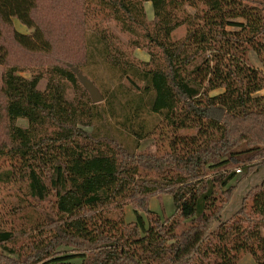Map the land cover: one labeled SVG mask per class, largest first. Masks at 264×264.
Segmentation results:
<instances>
[{"label": "trees", "instance_id": "obj_1", "mask_svg": "<svg viewBox=\"0 0 264 264\" xmlns=\"http://www.w3.org/2000/svg\"><path fill=\"white\" fill-rule=\"evenodd\" d=\"M71 1L84 60L50 67L40 90L43 74L9 63L12 48H54L39 0H0V187L18 191L13 220H0V264H238L246 253L264 264V181L223 219L264 166V0ZM150 115L171 132L158 155L131 149L158 127ZM158 194L173 198L167 219L150 207ZM123 203L134 221L108 215ZM32 231L45 235L21 252Z\"/></svg>", "mask_w": 264, "mask_h": 264}, {"label": "rangeland", "instance_id": "obj_2", "mask_svg": "<svg viewBox=\"0 0 264 264\" xmlns=\"http://www.w3.org/2000/svg\"><path fill=\"white\" fill-rule=\"evenodd\" d=\"M59 0H39L38 18L43 22L44 26L48 29L52 40L54 41V48L48 55H43L39 52H28L21 48H12L11 57L9 63L19 68L20 74L26 77H30L35 73L43 74V77L38 85L40 90H44L47 86L49 74L47 70L54 65H65L66 62H71L74 65L82 64L84 60V30L77 24V15L81 11L79 3H74L71 0H63L62 4L58 3ZM146 10L149 17H152V5L150 2L146 3ZM95 21L89 23L92 25ZM15 27L24 33H29L30 30L22 25L17 19H14ZM112 30L122 40L127 41V37L120 33L116 27L112 25ZM185 28L182 27L175 32V37H180L184 34ZM125 45V44H124ZM126 48V47H125ZM133 54L140 60H149V55L142 49L137 48L133 51ZM78 63V64H76ZM1 70L4 69L0 68ZM67 96L73 98L79 95L73 88L68 86ZM104 102V101H103ZM149 124L155 123L158 126L156 129H151L147 137L138 143L137 147L131 146V149L137 153H146L158 155L169 150V136L171 132H167L165 128V121L160 127V117L155 118L154 116H147ZM18 124L25 126L27 122L25 120H19ZM165 133H164V131ZM6 131V120H0V133ZM2 136V135H1ZM143 169V168H142ZM142 170V176L144 178H153L157 176L154 173ZM240 176L242 172H239ZM239 177V176H238ZM264 181V166L260 167L257 171L251 173L249 176L242 178L239 182L237 190L234 196L226 207L223 213V219H230L241 207L242 202L246 194L256 185ZM15 186L7 184L0 187V220L9 221L13 220L11 214L7 211L8 208L17 202L15 197L16 192ZM18 194V193H17ZM219 199H224L220 192L217 194ZM49 204V203H47ZM49 206V205H47ZM151 209L155 210L162 215L163 218L167 219L173 215L175 206L173 198L170 195L158 194L152 197L150 203ZM10 211V210H9ZM108 215L113 219H124L126 222H132L135 220V214L131 203H123L112 208ZM179 218V215L176 214ZM6 223V222H5ZM6 223L7 225H9ZM264 235V226L261 229ZM44 231H32L28 238L22 241L21 252L30 250L29 243L34 240H40L44 235ZM238 264H255V261L250 253L242 255Z\"/></svg>", "mask_w": 264, "mask_h": 264}, {"label": "water", "instance_id": "obj_3", "mask_svg": "<svg viewBox=\"0 0 264 264\" xmlns=\"http://www.w3.org/2000/svg\"><path fill=\"white\" fill-rule=\"evenodd\" d=\"M85 85L90 93L91 99L94 103L102 102L103 97L99 89L91 81L85 79Z\"/></svg>", "mask_w": 264, "mask_h": 264}, {"label": "built area", "instance_id": "obj_4", "mask_svg": "<svg viewBox=\"0 0 264 264\" xmlns=\"http://www.w3.org/2000/svg\"><path fill=\"white\" fill-rule=\"evenodd\" d=\"M236 171L239 173L240 172V169H237Z\"/></svg>", "mask_w": 264, "mask_h": 264}, {"label": "crops", "instance_id": "obj_5", "mask_svg": "<svg viewBox=\"0 0 264 264\" xmlns=\"http://www.w3.org/2000/svg\"><path fill=\"white\" fill-rule=\"evenodd\" d=\"M152 12H153V10H152ZM148 13V12H147ZM152 16H153V14H152Z\"/></svg>", "mask_w": 264, "mask_h": 264}]
</instances>
